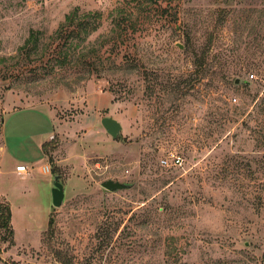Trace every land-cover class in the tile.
Returning <instances> with one entry per match:
<instances>
[{
	"label": "rangeland",
	"instance_id": "1",
	"mask_svg": "<svg viewBox=\"0 0 264 264\" xmlns=\"http://www.w3.org/2000/svg\"><path fill=\"white\" fill-rule=\"evenodd\" d=\"M1 138L0 264H264V0H0Z\"/></svg>",
	"mask_w": 264,
	"mask_h": 264
},
{
	"label": "crops",
	"instance_id": "2",
	"mask_svg": "<svg viewBox=\"0 0 264 264\" xmlns=\"http://www.w3.org/2000/svg\"><path fill=\"white\" fill-rule=\"evenodd\" d=\"M98 106V105H97ZM96 106V107H97ZM99 110V109H97ZM21 111V110H20ZM104 118V117H103ZM102 118V119H103ZM101 119V120H102ZM104 128V127H103ZM52 134H53V129L48 133L47 137L46 138H42V140H40L39 142V148H40V153L38 154L39 155V158H38V161H39V165L38 167L36 166V164H33L32 165L30 164L29 166L26 165V171L25 172H19L17 171V167L18 166H21L23 165V163H21L17 157H12L10 156L7 160V165L8 167L10 168V170L8 171L11 175H16L18 178H21L22 180L24 181H29V178H30V175H31V172H33L36 168H40L42 171H43V174L45 176H48V173L50 175H52L51 173V166H53L52 163H50L48 157H47V154L44 152L43 150V145L48 142L51 138H52ZM0 143L3 144V140L2 138L0 139ZM0 144V147H3V145ZM3 149V148H1ZM4 152V149L2 150ZM28 161V160H27ZM37 161V160H36ZM62 159L61 160H57L55 161V164L56 166H64L65 164L62 163ZM65 161V160H64ZM9 163V164H8ZM54 168V167H53ZM0 173H1V169H0ZM57 175V174H56ZM55 176V175H54ZM53 177V176H51ZM0 199L2 200H5L6 202L9 203L10 207H11V210H12V206H11V201L9 200L10 199V195L0 187ZM11 224H12V228L14 230V234H15V229H14V217H13V212H12V219H11ZM46 225V219L42 221L41 224L39 225H36L35 223V227H33L34 229H36L35 231H41L42 228Z\"/></svg>",
	"mask_w": 264,
	"mask_h": 264
},
{
	"label": "water",
	"instance_id": "3",
	"mask_svg": "<svg viewBox=\"0 0 264 264\" xmlns=\"http://www.w3.org/2000/svg\"><path fill=\"white\" fill-rule=\"evenodd\" d=\"M237 84L240 83V80L237 79L235 81ZM102 126L106 130V132L114 139H117L122 132V125L119 121L114 119L113 117H104L101 121ZM102 186L111 192H117L120 190H125L130 188L131 186L119 181L107 180L102 183ZM65 193L64 187L60 182V176L55 175L53 181V189H52V199L53 206L55 208L61 207L64 201Z\"/></svg>",
	"mask_w": 264,
	"mask_h": 264
},
{
	"label": "trees",
	"instance_id": "4",
	"mask_svg": "<svg viewBox=\"0 0 264 264\" xmlns=\"http://www.w3.org/2000/svg\"><path fill=\"white\" fill-rule=\"evenodd\" d=\"M76 14H77V11L75 12V10H74V11H72V13H69L68 15H66L65 22L60 26V28L57 30L56 34H59V35L62 34V32L64 31L66 26L72 25V23L76 20V18H75L77 16ZM77 27H78V34L79 35L81 33L85 34V38H87V36L90 35L89 31L87 30V23L80 22ZM73 45L74 44L72 42L71 43H67V42L63 43V45H62L63 48L61 49V51L64 50V54H65L63 57L64 60H66L65 56H68L70 48ZM59 55L63 56L62 54H59ZM44 147H45V145L43 146V148ZM50 163H52V161H50ZM53 174H57L55 172L54 168H53ZM11 219H12V210H11L9 203L6 202L5 200L0 199V232L5 231L8 233V235L10 237H13L14 230L12 228Z\"/></svg>",
	"mask_w": 264,
	"mask_h": 264
},
{
	"label": "built area",
	"instance_id": "5",
	"mask_svg": "<svg viewBox=\"0 0 264 264\" xmlns=\"http://www.w3.org/2000/svg\"><path fill=\"white\" fill-rule=\"evenodd\" d=\"M181 162H182V159L179 158V157H176L174 159V161H173L174 165H181ZM163 163L168 165V161L167 160H164ZM17 171L25 172L26 171V167L24 165L18 166L17 167Z\"/></svg>",
	"mask_w": 264,
	"mask_h": 264
}]
</instances>
